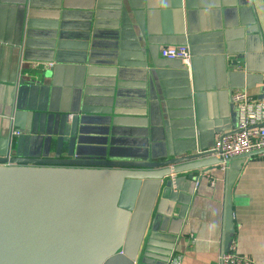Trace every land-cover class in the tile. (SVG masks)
I'll return each instance as SVG.
<instances>
[{
  "label": "crops",
  "instance_id": "obj_1",
  "mask_svg": "<svg viewBox=\"0 0 264 264\" xmlns=\"http://www.w3.org/2000/svg\"><path fill=\"white\" fill-rule=\"evenodd\" d=\"M173 44L190 45V65L161 54ZM238 89L264 98V0H0V139L18 129L17 153L58 154V141L64 155L124 159L211 149L237 129ZM191 187L158 197L143 249L221 264L232 243L264 264V153Z\"/></svg>",
  "mask_w": 264,
  "mask_h": 264
},
{
  "label": "water",
  "instance_id": "obj_2",
  "mask_svg": "<svg viewBox=\"0 0 264 264\" xmlns=\"http://www.w3.org/2000/svg\"><path fill=\"white\" fill-rule=\"evenodd\" d=\"M60 120L57 113L54 130ZM14 128L0 139V264H165V253L143 249L158 197L172 187L192 189L213 167L229 168L233 159L212 148L124 159L71 145L64 155L60 141L58 154H20ZM228 191L229 182L226 202Z\"/></svg>",
  "mask_w": 264,
  "mask_h": 264
},
{
  "label": "built area",
  "instance_id": "obj_3",
  "mask_svg": "<svg viewBox=\"0 0 264 264\" xmlns=\"http://www.w3.org/2000/svg\"><path fill=\"white\" fill-rule=\"evenodd\" d=\"M160 52L164 57L180 58L186 64H191L193 53L189 44L163 45ZM37 66L44 67L46 64L40 63ZM232 100L238 114L237 129L217 136L212 147L223 159L264 149V98L256 97L245 89H238L232 93ZM16 132L19 133V130ZM219 258L221 264H257L251 257L238 253L232 243Z\"/></svg>",
  "mask_w": 264,
  "mask_h": 264
}]
</instances>
